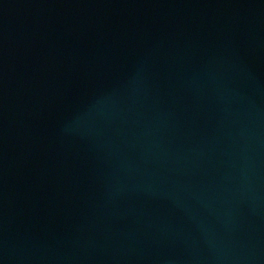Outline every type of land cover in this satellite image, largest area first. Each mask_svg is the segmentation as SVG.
<instances>
[{
  "label": "water",
  "instance_id": "95a60500",
  "mask_svg": "<svg viewBox=\"0 0 264 264\" xmlns=\"http://www.w3.org/2000/svg\"><path fill=\"white\" fill-rule=\"evenodd\" d=\"M0 264H264V0H0Z\"/></svg>",
  "mask_w": 264,
  "mask_h": 264
}]
</instances>
